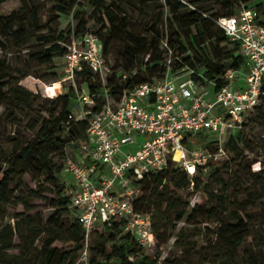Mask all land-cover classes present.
I'll use <instances>...</instances> for the list:
<instances>
[{
	"label": "trees",
	"instance_id": "trees-1",
	"mask_svg": "<svg viewBox=\"0 0 264 264\" xmlns=\"http://www.w3.org/2000/svg\"><path fill=\"white\" fill-rule=\"evenodd\" d=\"M6 1L8 0H0V7ZM20 1L22 8L19 11L9 16L0 15V49L6 50L8 41H13L17 47L22 48L30 40L36 39L42 44L43 49L34 53L32 57L36 58L39 63L53 65L56 59L62 60L67 52V45L71 41L62 46L65 42L63 33L53 35L52 29L42 24L40 11L45 6L41 7L39 0ZM156 1L117 0L118 3H124L131 11H140L142 14L150 8L149 4ZM82 2L92 9L91 19L102 25L110 35L122 32L131 39L128 40L130 45L125 48L128 60L123 67L124 70L119 73L113 71L106 85L101 83L97 74L87 68L77 76V79L86 80L87 90L95 97L96 110H99L105 103V90H108L114 99L119 100L125 90L161 79L167 72L178 73L191 70L194 71L191 78L197 82L205 85L215 83L216 89L225 86L227 82L224 76L227 71L242 68L245 66V59L240 53L239 44L232 42L216 21L220 17L235 15V5L238 3L255 9L259 19L264 22V0L260 3H257L258 0H221L225 14L217 16H207L210 10L192 0H165L172 22L187 28L193 37L195 46H198L197 53L200 54L187 56L188 51L182 42V36L174 33L166 42L167 52L175 58L173 61L164 57L160 43L161 32L156 23L151 24L150 29L147 30L153 34L150 45L135 33L123 30V27L127 28V15L116 2L108 5V0H44L41 4H54V19L57 20L61 15H73L75 8L79 7ZM249 5L254 6L248 7ZM163 13L162 8L157 16L159 21ZM86 26L87 21L82 20L73 39L88 33H83ZM194 29L197 30L196 33ZM45 31L50 34L43 35ZM98 37L103 42L106 60L110 41L101 36ZM176 47L182 57L175 55L174 48ZM11 71L7 60L0 57V103L11 98L18 108L32 109L40 98L39 94L30 93L19 86V82L27 77L28 73L22 74L16 85L12 87L10 83H2L10 77ZM123 75H127L126 80L123 79ZM51 78L56 79V73ZM6 86L11 87L10 97L3 91ZM48 102H51V109H47V106L35 109L38 120L32 123L29 129L35 134L34 139L17 141L5 159L0 155V264H76L85 248V232L71 206V198L66 195L67 188L60 179L65 165L56 162V157L64 158L68 147L80 148L81 144L87 140L88 124L84 120L75 122L69 118L72 108L77 104L76 91L73 86L67 88L63 95ZM261 104H263V110L264 99ZM246 121L247 119L242 130L230 137L228 141L227 147L233 159L224 160L226 163L224 169L229 170L233 162H244V151L239 142L244 140ZM26 169H32L39 175L45 176L57 187L59 199L54 205L55 211L46 222L38 214L31 215L36 210L35 201L43 197L42 193L24 184ZM219 172L217 170L215 173V182L223 187L225 181L221 179ZM246 176L247 179L257 183V190L255 193H248L245 202V207H254L259 201L264 200V171L253 172L249 165L246 167ZM192 182L194 191H198L205 183L202 176L192 178L175 164H172L166 171L149 174L141 181L143 195L136 200L135 209L137 212L152 215L155 238L162 229H165V226L160 225L159 222L167 223L171 214H175V222H181L186 217V208L189 205L177 197L176 192L189 189ZM150 187L152 195L159 197V201L156 202L157 211L154 213L150 209L151 201L146 199V190ZM249 191L250 188L246 189V192ZM210 197L211 202L216 204V207L208 210L210 218L217 219L219 214L225 215L229 212L231 199L223 192L211 193ZM164 203L166 204L165 209L163 208ZM180 204L184 206V209L179 208ZM9 206H22L25 210V214H18L14 217L16 219L14 225L5 223ZM198 210L196 204L192 214ZM69 211L75 216L74 223L67 227L64 220ZM191 216L193 215H190L188 220ZM233 222L220 223L218 240L212 247L214 257L211 264H264V240L258 241L255 236V232H259L260 228L250 227L237 215L234 216ZM99 228L100 233L97 229L92 233V235L96 233L97 242L95 246L93 245L94 258L90 259L91 264H160L158 257L145 255L133 237L124 232L123 222L114 220L111 226L105 224ZM43 235L45 240L41 247H37L36 243ZM16 238L19 239L21 245L15 244ZM249 240H251L252 248L245 249ZM58 241L73 242V249L60 251L53 247ZM13 250H18L19 254H11ZM131 257L133 261L130 260ZM161 264H168L167 259Z\"/></svg>",
	"mask_w": 264,
	"mask_h": 264
},
{
	"label": "built area",
	"instance_id": "built-area-1",
	"mask_svg": "<svg viewBox=\"0 0 264 264\" xmlns=\"http://www.w3.org/2000/svg\"><path fill=\"white\" fill-rule=\"evenodd\" d=\"M216 23L239 44L245 59V66L227 71V84L219 89L215 83L193 80L191 70L167 72L161 79L125 90L119 100L105 90V103L96 110L95 97L76 87L84 69L97 75L106 69L103 42L89 32L67 45L60 81L36 80L50 99L63 95L61 83L69 82L76 91L78 112L69 118L88 124L87 140L79 148L84 157L68 159L61 174L72 179L66 195L85 232L86 246L76 264H91L92 233L114 220L123 222L124 232L143 251L156 246L152 215L135 209L143 195L141 181L172 164L192 178H204L214 165L229 158L230 137L242 130L247 117L262 103L264 22L255 9L244 7Z\"/></svg>",
	"mask_w": 264,
	"mask_h": 264
},
{
	"label": "rangeland",
	"instance_id": "rangeland-1",
	"mask_svg": "<svg viewBox=\"0 0 264 264\" xmlns=\"http://www.w3.org/2000/svg\"><path fill=\"white\" fill-rule=\"evenodd\" d=\"M40 6L43 8L40 11L41 22L49 29H52L53 35H59L63 33L65 42L72 41L76 35L77 29L80 26L82 20L87 21V26L83 33L89 32L96 36H101L107 41H110V48L106 57V69L99 76V80L103 85H106L108 80L114 72L123 71V67L128 60V54L125 48L130 45L125 33H118L110 35L103 29L102 25L91 19L92 9L84 2L79 7L75 8V12L71 16L61 15L59 19L55 20V13L53 12L54 4L49 3L46 5L41 4L44 0H39ZM200 3L210 12L207 16H217L225 14V11L221 5V0H192ZM117 0H108V5H111ZM258 0L257 3H260ZM118 5L125 11L127 15V28L128 33H135L136 36L142 37L150 45L153 39V34L149 31L150 25L157 24V27L161 32V50L164 51V57L175 60L171 53L167 52L166 42L168 38L177 33L182 36V42L187 47V56H194L197 53L198 46H195L193 37L188 32L187 28L182 25L172 22L169 16V9L166 6L165 0H157L156 2L149 4L150 8L146 10V13L142 14L140 11H131L124 3H118ZM254 5H249L252 7ZM235 14H238L245 5L236 4ZM22 8L20 0H8L0 7V15L9 16L15 11H19ZM163 8V17L160 21L157 16L160 10ZM23 14V13H22ZM123 16V15H122ZM195 33L196 29L193 30ZM43 35H49L50 32L45 31ZM8 48L6 50L0 49V57L5 58L11 67L10 77L2 83H10L11 86H15L22 74L28 73V76L19 82V86L26 91L39 94V100L35 102L33 108H18L16 102L11 98L0 103V155L5 159L7 157L14 144L22 139L31 140L34 139L33 134L29 129L32 123L38 120L37 112L35 109L39 107L47 106V109H51L50 98L44 95L41 84L36 80H40L44 83L55 81L58 82L63 77V62L56 59L53 65H42L32 55L43 49L42 44L36 39L30 40L24 47H17L13 41H8ZM211 50L210 45H208ZM174 53L178 57L180 52L178 48H174ZM200 55V54H198ZM186 73L187 70L180 71ZM56 73L57 78L53 79L51 76ZM34 78V79H33ZM98 80V79H97ZM62 89L66 91L67 88L72 86L69 82L61 83ZM76 86L79 89H86V80L84 78H78L76 80ZM11 87L6 86L4 93L10 97L9 89ZM207 89L211 91V87L207 86ZM60 92V89L56 90ZM77 105V104H76ZM76 105L72 108V113L78 114L75 110ZM261 104L254 112L248 117L244 127L245 137L242 142H239L240 147L244 151V162L236 161L230 164V169H224L226 163L223 161L216 164L210 173L203 179L205 183L198 191L189 189H182L176 192L177 197H180L183 202L188 203L187 215L181 222H175V214L170 215V220L167 223L159 222L160 225L165 226L158 235H156V246L151 249L145 250V255L158 257L161 264L167 259L168 264H211V260L214 257L213 244L218 240V233L220 229V223H234L233 218L235 215L241 217L244 222L250 227L260 228L259 232H255L256 239L258 241L264 240V200L258 202L254 207H245L248 193H255L257 190L256 182L247 179L246 167L249 165L253 172L264 171V109ZM248 138V139H246ZM201 142V141H200ZM84 157L79 148L68 147L66 149V156L64 158L56 157V162L59 164H66L68 159L75 161H81ZM229 159H233L229 156ZM5 168V164L3 165ZM219 170V176L225 181L223 187L215 182V173ZM26 175L24 177V184L30 189L42 193L43 199L35 201L36 210L31 215H40L43 217L44 222L55 211L54 205L59 199L57 187L54 186L45 176L39 175L34 170H25ZM61 181L65 184L66 188L72 184L70 176L61 175ZM246 192V189H249ZM151 187L146 190V199L151 201V212L157 211L156 202L159 201L158 196H154L151 193ZM225 189V190H223ZM173 190V189H171ZM227 190V191H226ZM224 193L231 199V207L227 214L218 215L217 219L210 218L208 210L216 207L215 203L211 202V193ZM199 210L192 214L194 207ZM166 204H163L165 209ZM180 209H184V206L180 204ZM18 214H25V210L22 206L14 207L9 206L6 212L5 223L14 225L16 219L14 218ZM191 218L188 220L189 216ZM74 213L69 211L68 216L65 218L64 223L67 227L74 223ZM100 233V228H97ZM45 240L43 235L40 240L37 241V247L42 246V242ZM97 242L96 233L91 235L89 241V255L90 259L94 258L93 245ZM16 245H21L18 238L15 239ZM73 242L63 243L55 242L53 247L60 251H71L73 249ZM86 246V243H85ZM251 240L248 241L245 249H251ZM85 249V248H84ZM264 251V247H263ZM11 254H19L18 250H13Z\"/></svg>",
	"mask_w": 264,
	"mask_h": 264
},
{
	"label": "crops",
	"instance_id": "crops-1",
	"mask_svg": "<svg viewBox=\"0 0 264 264\" xmlns=\"http://www.w3.org/2000/svg\"><path fill=\"white\" fill-rule=\"evenodd\" d=\"M58 90V89H57Z\"/></svg>",
	"mask_w": 264,
	"mask_h": 264
}]
</instances>
